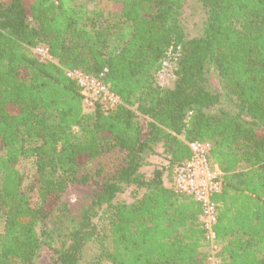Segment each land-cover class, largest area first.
I'll return each mask as SVG.
<instances>
[{
    "label": "trees",
    "instance_id": "trees-1",
    "mask_svg": "<svg viewBox=\"0 0 264 264\" xmlns=\"http://www.w3.org/2000/svg\"><path fill=\"white\" fill-rule=\"evenodd\" d=\"M110 1L0 0V264L44 247L52 264H207L200 203L166 186L194 140L223 171V264H264V0H194L195 30L188 0ZM72 69H107L121 104L86 110Z\"/></svg>",
    "mask_w": 264,
    "mask_h": 264
},
{
    "label": "built area",
    "instance_id": "built-area-1",
    "mask_svg": "<svg viewBox=\"0 0 264 264\" xmlns=\"http://www.w3.org/2000/svg\"><path fill=\"white\" fill-rule=\"evenodd\" d=\"M33 50L40 61L54 60L47 45H37ZM106 71L107 69L99 76H92L81 69L67 70L68 77L76 81L80 87L86 110L100 106L108 111L121 104L120 96L104 81ZM188 145L191 152L189 158L177 167L166 186L176 194L190 196L200 203L208 252L207 264H223L221 245L215 230L219 213V203L215 200V196L223 190V171L219 163L211 158V143L194 140Z\"/></svg>",
    "mask_w": 264,
    "mask_h": 264
},
{
    "label": "rangeland",
    "instance_id": "rangeland-1",
    "mask_svg": "<svg viewBox=\"0 0 264 264\" xmlns=\"http://www.w3.org/2000/svg\"><path fill=\"white\" fill-rule=\"evenodd\" d=\"M98 5L103 8L106 12H117L120 10L121 5L115 2H112L110 0H97ZM189 3L186 7V13L185 16L187 17V25H189L191 28H194L199 24L200 21V13L199 12H193L192 5L195 3L194 0H188ZM162 80L166 78V74L162 75ZM214 84H218L217 79L213 78ZM158 159L155 158L153 161H157ZM19 169L24 174L25 177V183L27 185H34L35 191L33 193V200L36 202L37 200V173L35 170V164L33 160L23 158L19 162ZM84 194V192L81 190L75 188H70L67 195L65 196L66 200L72 205L74 211L76 210L75 207L80 204L79 200L81 196ZM126 197V196H125ZM2 228V225L0 223V230ZM95 252L93 249H90L86 252V256H91ZM38 264H52V260L50 257V251L47 249V247H44L40 253V257L38 258ZM84 264H88V262H84Z\"/></svg>",
    "mask_w": 264,
    "mask_h": 264
}]
</instances>
